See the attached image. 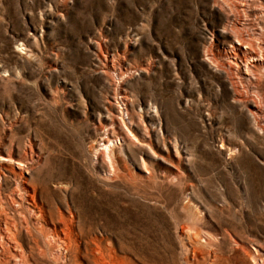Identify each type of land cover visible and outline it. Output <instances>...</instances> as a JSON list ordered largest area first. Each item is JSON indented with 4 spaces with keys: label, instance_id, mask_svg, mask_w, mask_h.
<instances>
[{
    "label": "rangeland",
    "instance_id": "374dc122",
    "mask_svg": "<svg viewBox=\"0 0 264 264\" xmlns=\"http://www.w3.org/2000/svg\"><path fill=\"white\" fill-rule=\"evenodd\" d=\"M224 23L214 0H0V154L51 227L76 224L74 255L264 264V130L206 60ZM113 116L150 128L115 137V167ZM18 175L0 159L3 196Z\"/></svg>",
    "mask_w": 264,
    "mask_h": 264
},
{
    "label": "bare ground",
    "instance_id": "6f19581e",
    "mask_svg": "<svg viewBox=\"0 0 264 264\" xmlns=\"http://www.w3.org/2000/svg\"><path fill=\"white\" fill-rule=\"evenodd\" d=\"M214 5L225 14L223 31L228 44L218 37L207 49L206 60L222 73L230 83L234 99L248 110L255 125L264 130V0H214ZM214 46L222 52L217 53ZM124 105L130 114L129 102ZM123 122L118 117H111V124L117 129L102 138L103 147L97 151L101 161L107 158V163L113 167L117 161L112 148L115 137L122 136L128 141L135 137L139 144L148 145L150 128L146 127L147 133L140 131L142 138H139L130 127L125 130ZM0 159L15 162L19 168L15 189L4 196L0 191V260L5 264H43L44 261L48 264H107L94 253L83 254L79 243L78 255L73 254L72 236L78 235L74 222L65 218L61 220L63 227L56 223L51 227L45 206L37 191L29 185L32 169L29 163L15 159L12 154H0ZM14 213L20 217H14ZM26 235L32 242L30 245L24 243ZM38 258L44 261L40 263Z\"/></svg>",
    "mask_w": 264,
    "mask_h": 264
}]
</instances>
